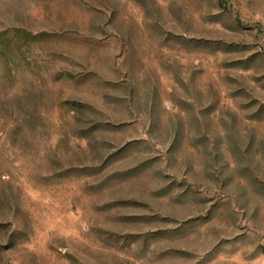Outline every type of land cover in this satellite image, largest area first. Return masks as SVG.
<instances>
[{
	"label": "rangeland",
	"instance_id": "1",
	"mask_svg": "<svg viewBox=\"0 0 264 264\" xmlns=\"http://www.w3.org/2000/svg\"><path fill=\"white\" fill-rule=\"evenodd\" d=\"M0 264H264V0H0Z\"/></svg>",
	"mask_w": 264,
	"mask_h": 264
}]
</instances>
